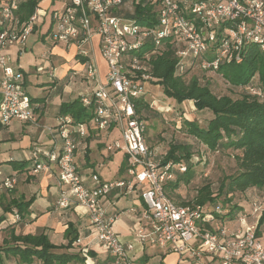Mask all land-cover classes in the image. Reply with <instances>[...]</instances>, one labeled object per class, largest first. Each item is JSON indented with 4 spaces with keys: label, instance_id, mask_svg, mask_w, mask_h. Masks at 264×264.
Returning <instances> with one entry per match:
<instances>
[{
    "label": "built area",
    "instance_id": "built-area-1",
    "mask_svg": "<svg viewBox=\"0 0 264 264\" xmlns=\"http://www.w3.org/2000/svg\"><path fill=\"white\" fill-rule=\"evenodd\" d=\"M30 3L32 12L23 17ZM147 5L154 8L151 24L140 25L133 18L134 7ZM33 35L44 38L51 47L74 45L77 55L85 59L87 77L92 81L97 73L87 47L93 36L98 37L100 56L106 65L105 82L90 96L80 98L84 107L92 109V118L87 123H73L70 116L60 117L52 131L60 146L54 145L47 152L35 149L31 172L56 167L59 195L54 209H66L72 203L83 208L91 236L111 256L109 264H138L132 259L134 244L122 242L113 231L119 214L109 215L104 207L112 193L134 192L143 207L137 243L148 240L151 246L164 251L192 259L208 257L218 264H264V244L256 233L261 216L258 208L253 210L258 214L254 224L239 218L241 227L237 229L222 221L213 230L207 225L215 221L214 217L203 214L201 207L177 204L167 197L166 184L174 179L175 171L185 172L186 168L182 163L157 160V152L145 139L146 122L134 105L135 100L145 98L146 86L153 81L151 55L160 54L167 42L177 47L178 75L194 67L203 73H217L222 64H240L242 53L250 45H256L264 54V0H0L3 127L14 120H32L31 102L19 66L10 65L8 51L14 49L18 58L23 57ZM49 55L50 48L41 57ZM248 92L261 97V88L252 83ZM91 126L97 131L120 132L123 144L112 141L106 150L124 153L123 177L103 181L94 172L87 177L80 174L75 151ZM15 184L16 178L9 177L0 189L11 190Z\"/></svg>",
    "mask_w": 264,
    "mask_h": 264
},
{
    "label": "crops",
    "instance_id": "crops-1",
    "mask_svg": "<svg viewBox=\"0 0 264 264\" xmlns=\"http://www.w3.org/2000/svg\"><path fill=\"white\" fill-rule=\"evenodd\" d=\"M30 38L31 45L27 46L23 57L16 56L15 59L19 65L23 86L28 96L29 87L33 88L29 96L32 120L29 122L14 120L6 127L0 125V184L9 177L16 178V184L11 190L0 189V264H25L20 263L17 257L4 251V248L13 246L10 241L12 233L15 235L42 234L51 244L58 246L67 243L65 236L69 227L74 229L80 243L76 245L73 242L69 250L59 252L77 253L81 257V260L72 261L69 264H109L111 256L106 247L90 234L85 210L74 203L66 209H54L55 201L59 195L56 167L52 166L49 171L37 174L31 172L34 164L32 152L35 149L47 152L54 145L60 146V140L52 131L57 128L58 119L62 117L61 105L71 103L77 98L80 99L84 92H88V96H90L100 83L104 84L105 82L106 65L100 56L98 37H92L93 48L96 49L98 55L97 63L92 57V51L88 48L90 59L96 66V76L98 77L96 81H92L88 77L89 81H87L85 77L80 78L78 72L70 70L73 67V62L80 67L82 64L87 70L85 59L78 56L76 50L73 61L57 62L56 59L64 55L59 46L64 47L65 45L59 44L51 47L49 42L39 35H33ZM37 43L47 45L50 48V55L46 59L42 58L41 55L45 52L42 51L37 58L41 62L39 67L27 64L28 71L23 67L21 61L33 53V48ZM72 46L74 45L65 46L66 52ZM11 51L14 53V49ZM38 68H42V70L38 71ZM35 74L36 76H34ZM39 74H44L51 80L49 86L44 87V84H39L40 82L37 80ZM33 76L36 79L32 81L31 77ZM32 82L34 84H31ZM150 87L152 86H146L148 93ZM118 137L121 139L117 129L97 131L94 126L89 128L87 137L79 142L75 151V163L83 177H87L90 172L98 174L103 181H111L124 176V153L122 151L106 152L105 150V147L112 141L119 142ZM95 169H103V174L106 177L97 173ZM111 176H115V178ZM17 205H20L19 208ZM104 207L109 215L119 214L113 224V231L122 242L134 244L132 259L135 263L218 264L217 261L210 260L208 257L192 259L185 255L180 256L164 251L159 247L151 246L148 240L142 244L137 243L136 232L141 226L139 214L143 207L136 192L129 195L112 193L105 200ZM132 208L135 212H128ZM224 222L231 229L241 227L235 218H225ZM220 223L221 220L217 219L208 225L210 229L216 230ZM208 225L207 228H209ZM31 264L42 263L35 260Z\"/></svg>",
    "mask_w": 264,
    "mask_h": 264
},
{
    "label": "trees",
    "instance_id": "trees-1",
    "mask_svg": "<svg viewBox=\"0 0 264 264\" xmlns=\"http://www.w3.org/2000/svg\"><path fill=\"white\" fill-rule=\"evenodd\" d=\"M152 6L134 7V17L140 25H150L149 19L153 18ZM23 17L32 12V4L25 6ZM147 50H150L148 48ZM177 47L166 43L160 54L151 55V76L152 85L162 87L163 94L173 98L178 103L191 101L195 110L208 109L213 113L205 128L199 127L195 120L184 121L188 128L187 134L200 140L209 150L218 148H231L239 152L236 156L240 173L230 177L227 184H221L219 191L224 195L232 192H244L248 189H264V86L261 88V97L253 96L249 92L242 93L238 98H231L225 95H216L210 91L207 85L203 84L199 77L195 76L189 80L184 79L190 72L183 75L176 73ZM217 73L221 74L227 82L237 87H249L252 78L258 75L261 83H264V54L256 45L248 46L242 53L240 64H222ZM202 74V73H201ZM143 99L134 101L138 114L148 104ZM62 116H70L73 123H87L92 118V109L81 104L80 99L71 103L61 105ZM178 145L170 146L164 155L162 163L173 162L185 165V172L175 171L174 177L165 186L178 187L181 178L187 177L190 173L188 164V152L179 155ZM186 149V148H185ZM187 154V155H186ZM186 160L185 162L183 161ZM188 180V179H187ZM186 180V181H187ZM167 195V192H166ZM209 187L201 189L198 196L192 203H177L181 205H196L201 207L203 214H210L215 220L225 221L234 219L240 207L218 206L214 201ZM169 198V196L167 195ZM176 203V202H175ZM206 206L203 208V206ZM20 205H17L19 208ZM26 207V206H25ZM264 224V214L261 215L256 233L260 234L259 228ZM209 227V225H208ZM210 228V227H209ZM67 243L65 245H53L44 235H15L11 234L10 241L13 246L4 248V251L19 259L20 263L31 264L33 261H40L42 264H69L72 261H79V254H68L59 252L69 250L76 241L77 235L74 229L69 227L66 231Z\"/></svg>",
    "mask_w": 264,
    "mask_h": 264
},
{
    "label": "rangeland",
    "instance_id": "rangeland-1",
    "mask_svg": "<svg viewBox=\"0 0 264 264\" xmlns=\"http://www.w3.org/2000/svg\"><path fill=\"white\" fill-rule=\"evenodd\" d=\"M55 8L56 7H52L51 9L54 10ZM29 45H31V38L28 40L27 46L29 47ZM59 47L63 50L64 55L56 59L57 62L67 63L69 60L73 61L76 47L72 46L68 52H66L65 46ZM93 47L94 40L91 39V44L87 48L92 51V57L97 63L98 55L96 49ZM98 47L100 50L99 42ZM47 48V45L37 43L33 48V53L26 56V58L21 61L23 67L26 68L27 64H33V66L39 67L41 62L37 60V58L39 54L42 51H46ZM8 53L11 58L10 65L18 67L19 65L16 63L15 59L16 55L14 56L11 50L8 51ZM26 70L29 71L28 68H26ZM70 70L76 73L78 72L80 78L85 77L86 80L89 81L87 79V70L82 64L80 67L73 62V67L70 68ZM55 75L57 77V74ZM34 76H36V74ZM34 76L31 77L32 81L36 79ZM195 76L201 78L200 81L207 85L212 93L219 96L225 95L231 98H238L242 93L248 92V87L243 88L231 85L219 73H203L196 69V67H194L190 74L184 77V79L189 80ZM37 80L40 82L39 84H44V87L49 86L51 83V80L44 74H39ZM251 80L254 87L263 88L264 83H261L258 75H255ZM81 81H83V79H81ZM31 84L34 83L32 82ZM150 85L152 86L150 87V92L144 99L148 104V109H142L139 114L147 125L145 131L147 145L157 152V160H159L160 163L163 162L164 155L172 145L181 147L177 152L178 154H176L177 156L185 155L186 151L189 153V160L187 162L190 164V173L187 177L181 178L178 187L174 188L172 185L167 187L166 192L169 198L176 203H192L201 189L209 187L213 194L212 196L215 197L212 202L213 204L215 203V205L217 204L220 207L228 206L229 209L234 206L240 207L235 215V219L238 220L239 218H243L246 223L254 224L258 215L254 213V208H258V212L261 213V215L264 214V189H248L244 192L235 191L226 196L224 195V190L223 192H221L222 190L218 192L221 184H227L230 177L240 173L236 160V156L239 155V152L231 148L223 147L217 150H209L200 140L187 134L188 128L184 125L185 120H195L199 127L205 128L208 121L213 118V113L208 109L201 111L195 110L191 101L178 103L173 98L166 97L163 94L161 86ZM32 90L33 88L29 87V96ZM82 96H88V92L82 93ZM119 143L121 145L123 144L122 139H119ZM106 152L112 151L106 150ZM183 161L185 162L186 160L183 159ZM95 171L106 177L105 174H103V169H95ZM180 173L184 172L180 171ZM111 177L115 178V176ZM177 178L178 177H174V181H176ZM205 207L204 205L203 208ZM259 231L260 234H258V236L261 242H264V224L259 228Z\"/></svg>",
    "mask_w": 264,
    "mask_h": 264
}]
</instances>
